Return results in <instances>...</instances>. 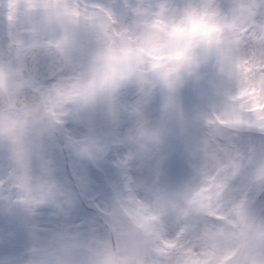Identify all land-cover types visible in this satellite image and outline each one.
<instances>
[{
	"label": "clouds",
	"instance_id": "9594fccd",
	"mask_svg": "<svg viewBox=\"0 0 264 264\" xmlns=\"http://www.w3.org/2000/svg\"><path fill=\"white\" fill-rule=\"evenodd\" d=\"M0 264H264V0H0Z\"/></svg>",
	"mask_w": 264,
	"mask_h": 264
}]
</instances>
